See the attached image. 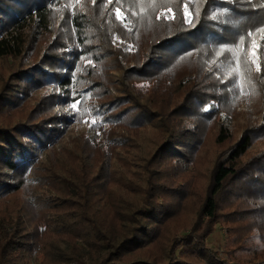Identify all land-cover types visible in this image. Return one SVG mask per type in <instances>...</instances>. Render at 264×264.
I'll return each mask as SVG.
<instances>
[{
  "label": "trees",
  "instance_id": "1",
  "mask_svg": "<svg viewBox=\"0 0 264 264\" xmlns=\"http://www.w3.org/2000/svg\"><path fill=\"white\" fill-rule=\"evenodd\" d=\"M57 1L0 0V58L23 59L0 86V115L18 106L27 96L28 88H39L46 82L66 89L78 59L88 53L89 45L82 35L88 19L86 13L79 11L66 17L65 30L57 31L44 43L37 59L25 62L42 37L53 32L52 14ZM247 22L249 27L245 25ZM247 31L258 36L260 43V35L264 36V0H203L196 20L192 17L186 24H177L153 41L139 63L128 65L129 78L153 82L152 89L141 91L136 85L122 88L103 107L104 119L113 121H102L99 129L96 126L92 131L87 130L95 136L87 137L86 141L99 147L104 143L109 145L107 138L95 139L97 130L107 126L112 127L109 132L113 137H117L115 132L121 124L151 126L157 130L141 166L143 175L137 180L144 188L141 200L135 203L125 200L122 195L129 196L120 185L113 201L115 213L105 210L107 199L92 200L93 193L106 191L111 181L110 171H103L96 164L94 173L82 178L78 173L67 179L68 198L75 200L73 204L80 205V209L75 222L74 217L67 223L61 220L65 228L63 236L50 239L31 234L17 219L0 218V264H264V251L243 257L233 249L217 251L204 243L211 224L217 222L220 201L225 195L242 194L252 204L250 210L264 208V148L244 158L254 139L259 138L252 126L243 127L237 139L215 156L211 181L189 232L180 240L171 239L161 251L148 249L157 234L156 226L171 213L158 208L159 196L153 192L155 173L151 165L173 159L182 165L183 171L188 169L201 145L204 126L210 120H213L216 143L227 141L233 134V124L223 120L224 116L214 121L221 107H215L217 101L208 100L198 84L167 75L169 62L197 55L206 64L205 54L211 48L219 50L237 45L241 33ZM241 46L246 47L244 42ZM127 81L126 77L121 79V86L128 84ZM142 95L146 96L144 102L140 99ZM125 98L129 105L136 104L137 113L129 121H120L130 116L127 115L130 110L120 111L115 106ZM54 118L61 121L0 120V199L22 187V176L41 159L44 164L49 150L75 122L66 121V115ZM184 119L190 121H181ZM120 137L123 139L125 135ZM55 177L60 180L58 175Z\"/></svg>",
  "mask_w": 264,
  "mask_h": 264
},
{
  "label": "rangeland",
  "instance_id": "2",
  "mask_svg": "<svg viewBox=\"0 0 264 264\" xmlns=\"http://www.w3.org/2000/svg\"><path fill=\"white\" fill-rule=\"evenodd\" d=\"M202 2H56L52 14L53 32L42 37L35 52L28 55L25 62L37 59L44 43L57 31L65 30L66 17L79 11L86 13L88 19V24L82 29L85 43L89 45L88 53L78 59L72 81L66 89L47 85L46 82L39 88H28L27 96L20 100L18 106L1 114L0 120L27 118L39 121L44 118L47 121H61L54 116L66 115V121L75 122L68 126L66 135L58 144L49 150L48 157H44V164L41 159L36 167L22 176V187L0 199V218L17 219L31 234L48 236L50 239L57 235L63 236L65 228L60 223H67L73 217L75 222L80 209V205L73 204L75 200L68 198L67 179L78 173L81 178L94 173L96 164H100L101 170L110 171L111 181L106 191L93 193L92 200L96 202L98 197L99 201L107 199L105 210L115 213L113 201L119 193V185L129 196L122 195L125 200L131 199L134 203L141 200L144 188L137 184V180L142 174V163L157 130L151 126L142 128L121 124L115 132L118 139L110 135L112 127L107 126L101 130L103 132L97 130L95 139L107 138L109 142V145L104 143L100 147L86 142L89 139L87 137L95 136L88 134L87 130L92 131L96 126L99 129L102 121H113L104 119L106 112L103 107L122 88L136 85L141 91L152 89L153 82L129 78L128 65L139 63L145 57L148 46L175 25L186 24L192 17L196 20ZM250 22L245 25L249 27ZM259 38H262L260 43L257 41L258 36H253L251 32L241 33L237 45L219 47V50L211 48L205 54L206 64L197 55L182 56L169 62L167 75L172 79L183 78V81L198 84L208 100L217 101L215 107H221L214 121L224 116L223 120L232 122L233 134L227 141L216 143L213 120H210L204 126L201 145L188 169L183 171L182 165L173 159L151 165L155 173L153 192L159 196L158 208L171 212L156 226L157 234L148 246L151 251H161L171 239L180 240L184 233L189 232L211 181L210 169L215 156L237 139L243 127L252 126L259 135L244 158L264 148V36L260 35ZM242 42L246 47L241 46ZM22 60L20 57L0 58V86L12 71L19 68ZM124 77L128 84L121 86L120 81ZM59 97L61 100L57 99ZM145 98L142 95L140 99L144 102ZM126 101L125 98L115 105L117 110H130V114H127L130 116L120 121H129L137 113L134 108L136 104L129 105ZM120 135L125 137L122 139ZM243 198L244 195L235 193L222 197L217 222L211 224V231L204 239L209 248L217 251L233 249L234 253L243 257L257 250L264 251V208L261 206L250 210L252 204Z\"/></svg>",
  "mask_w": 264,
  "mask_h": 264
}]
</instances>
